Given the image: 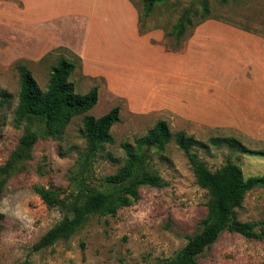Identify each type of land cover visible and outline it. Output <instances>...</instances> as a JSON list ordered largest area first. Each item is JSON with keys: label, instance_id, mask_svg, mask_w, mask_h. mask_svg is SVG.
I'll list each match as a JSON object with an SVG mask.
<instances>
[{"label": "rangeland", "instance_id": "374dc122", "mask_svg": "<svg viewBox=\"0 0 264 264\" xmlns=\"http://www.w3.org/2000/svg\"><path fill=\"white\" fill-rule=\"evenodd\" d=\"M132 1L141 14V35L155 38L163 33V42L158 45L172 51L190 45V51L174 53L179 61L193 53L194 47L190 63L196 66V73L186 75L181 70L186 80H176L182 90L172 95L171 103L146 109L135 108L138 102L99 92L96 105L87 114L98 118L119 106L120 121L111 127L114 143L105 145L91 161L88 181L97 186L103 176L116 172L125 159L121 145H134V140L158 120H165L173 132L182 130L204 142L210 137L233 136L251 149H264V0H160L147 16H143L144 0ZM203 3L209 10L205 18ZM23 8L21 0H0V99L3 93L8 97L0 106V165L24 129L14 122L20 87L18 63L30 69L42 92L51 68L62 56L75 64L69 80L78 93L85 94L104 83L85 79L79 59L67 47L35 38L30 35L32 30L22 28ZM186 10H190L193 26H186L177 39L171 30ZM234 39L235 51H243L246 62L237 67L235 75L220 74L225 63L219 48H228L227 55L235 52ZM208 41L213 45L205 50ZM107 47L116 49L111 44ZM105 52L100 57L104 58ZM113 54L105 56L111 60ZM82 117L71 119L60 140L39 139L31 161L5 185L0 196V264H153L173 256L186 243V236L200 231L207 213L206 191L196 183L184 153L171 142L162 150H152L148 161L149 169L166 182L164 187H142L138 201L120 208L115 216H93L69 239L34 250V244L63 216L58 209H48L34 188L41 185L66 190L73 186L80 170L79 153L85 146ZM33 129L39 128L33 125ZM197 153L211 170L230 156L245 177L264 175V156L239 155L213 146L197 149ZM238 219L264 220V187L246 194ZM262 262L264 240L227 231L198 257L199 264Z\"/></svg>", "mask_w": 264, "mask_h": 264}, {"label": "trees", "instance_id": "16d2710c", "mask_svg": "<svg viewBox=\"0 0 264 264\" xmlns=\"http://www.w3.org/2000/svg\"><path fill=\"white\" fill-rule=\"evenodd\" d=\"M159 1L144 0L143 16L150 14ZM202 8V17L205 18L209 10L204 3ZM189 14L190 10L184 11L171 30L177 39L183 36L186 26H193ZM74 69L73 62L60 57L51 68L46 91L42 92L30 69L21 63L16 65L20 87L14 122L17 128L24 126V129L7 160L0 165V196L8 180L24 170L31 161L34 145L39 139L60 140L71 119L83 115L81 135L85 146L79 153L80 170L75 174L77 177L73 186L66 190L41 185L34 188L48 209H58L63 214L34 244V250L69 239L93 216H115L120 208L138 201L142 187H164L166 182L157 172L149 169L148 161L152 150H162L171 142L184 153L196 183L206 191L207 213L199 232L186 236V243L173 256L153 264H199V255L225 231L247 239L264 240V220L238 219V210L242 208L246 194L264 187V175L245 177L241 167L230 156L219 168L211 170L197 153V149L213 146L225 147L230 153L239 155L264 156V149H251L233 136L210 137L204 142L182 130L173 132L165 120H158L144 136L134 140V145H121L125 159L116 172L103 176L97 186L90 183L91 161L105 145L114 143L111 127L120 121V108L115 106L98 118L87 114L98 101V89L93 87L85 94L78 93L69 80ZM7 98V94L1 95L0 106L7 102ZM33 125L39 129H33Z\"/></svg>", "mask_w": 264, "mask_h": 264}, {"label": "crops", "instance_id": "0c3cea01", "mask_svg": "<svg viewBox=\"0 0 264 264\" xmlns=\"http://www.w3.org/2000/svg\"><path fill=\"white\" fill-rule=\"evenodd\" d=\"M21 1L25 14H22V28L26 26L32 30L30 35L35 38L50 40L73 52L80 61L81 75L85 79L103 80V87H97L98 93L126 102L135 101L138 102L135 108L146 109L171 103L172 95L182 90L176 80H186L182 79L181 70L186 75L196 73V66L190 63L194 47L191 48L193 53L179 61L174 53L190 51V45L172 51L158 45L163 42V33L155 34V38L141 35V14L132 0ZM210 43H205V50L213 45ZM110 44L116 49L108 48ZM233 45L235 51L236 39ZM124 47L127 51H123ZM219 49L220 59L225 63L221 65L220 74L235 75L237 67L246 62L243 51L227 55L228 48L221 46ZM103 50H106L104 58L100 57ZM108 52L115 53L111 60L105 56ZM249 55L248 64H251L253 57ZM125 60L127 63L123 62ZM202 72L205 74L206 69Z\"/></svg>", "mask_w": 264, "mask_h": 264}]
</instances>
